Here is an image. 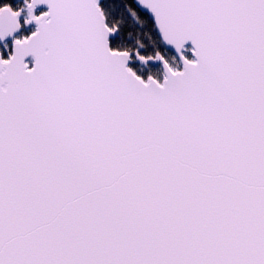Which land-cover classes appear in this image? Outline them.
<instances>
[{
    "label": "snow or ice",
    "instance_id": "1",
    "mask_svg": "<svg viewBox=\"0 0 264 264\" xmlns=\"http://www.w3.org/2000/svg\"><path fill=\"white\" fill-rule=\"evenodd\" d=\"M0 264H264V0H0Z\"/></svg>",
    "mask_w": 264,
    "mask_h": 264
}]
</instances>
